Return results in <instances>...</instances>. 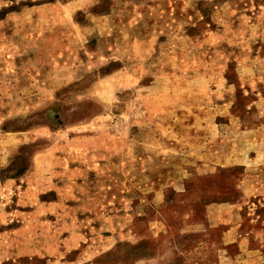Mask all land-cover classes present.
<instances>
[{
    "label": "rangeland",
    "instance_id": "1",
    "mask_svg": "<svg viewBox=\"0 0 264 264\" xmlns=\"http://www.w3.org/2000/svg\"><path fill=\"white\" fill-rule=\"evenodd\" d=\"M0 264H264V0H0Z\"/></svg>",
    "mask_w": 264,
    "mask_h": 264
}]
</instances>
